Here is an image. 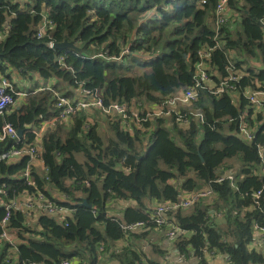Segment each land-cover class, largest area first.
Listing matches in <instances>:
<instances>
[{
	"label": "trees",
	"instance_id": "trees-1",
	"mask_svg": "<svg viewBox=\"0 0 264 264\" xmlns=\"http://www.w3.org/2000/svg\"><path fill=\"white\" fill-rule=\"evenodd\" d=\"M217 3L0 0V70L10 67L24 79L37 74L45 81H56L51 90H29L21 107H12L10 113L0 116V128L10 123L26 131L27 126L51 120L56 115V95L78 102L82 85L100 91L105 106L119 103L134 110L140 104L144 118L153 106L194 87L198 51L214 48L207 61L214 88L201 89L190 106L180 108L188 117L187 125L174 116L153 117L142 126L132 124L129 130L119 121L107 119L102 133L94 119L86 128L88 116L81 111L72 116L70 126L62 123L47 129L42 160L48 172L33 171L32 178L43 193L74 215L62 223L41 215V230H32L25 224V214L14 211L9 227L20 242L15 247L0 242V264H12V250L17 264H62L71 259L78 264H98L108 246L131 244L130 237L136 234L135 230L124 236L113 218L145 222L157 204L179 202L184 194L208 187L213 196L199 200L189 211L179 210L167 217L170 225L181 230L173 239L179 253L192 252L200 264H207V254L222 255L228 264H264V254L253 247L258 240L255 226L264 227V194L254 198L264 184V112L255 113L243 96L247 89L264 90V71L249 67L247 75L241 72L250 61L264 67V0H231L229 18H237L228 19L216 37ZM43 16L54 28L46 29L39 38ZM217 41L221 48H216ZM64 42L81 51L51 46ZM229 63L240 73V81L234 92L215 94L228 76ZM13 87L17 101L20 91ZM242 124L254 133L252 140L241 137ZM34 139V134H28L27 145ZM13 146L11 140L0 142V154ZM234 159L241 162L236 188L228 180L217 183L232 171L228 160ZM29 162V157L0 162V190L6 185V202L33 191L19 177ZM50 190L62 197L55 198ZM85 199L90 209L83 206ZM150 199L157 202L151 212ZM113 200L132 202L122 218L107 216ZM5 216L0 207V223ZM220 217L224 223L219 225L216 220ZM152 227L156 226L142 230ZM113 256L120 264H153L143 260L149 259L142 253L127 248Z\"/></svg>",
	"mask_w": 264,
	"mask_h": 264
},
{
	"label": "built area",
	"instance_id": "built-area-1",
	"mask_svg": "<svg viewBox=\"0 0 264 264\" xmlns=\"http://www.w3.org/2000/svg\"><path fill=\"white\" fill-rule=\"evenodd\" d=\"M207 0H203L205 4ZM231 0H218V3L215 7V32L216 37L219 35L220 30L228 23V19L231 9H230ZM42 25L40 26V32L38 37L41 38L46 29H53L54 24L48 19L47 16H43ZM262 30L264 34V22H262ZM217 39V38H216ZM52 48L54 45H51ZM222 45L217 41L216 48H221ZM214 48L210 49L207 52L201 50L198 51L197 55L200 60L195 65V85L194 87L189 88L186 91H183L175 96L168 98L161 106H157L155 110H152L147 113V116L142 118L140 113L139 104L137 109H130L126 105L119 103H113L109 106H105L102 99L101 93L98 90H89L83 87L80 89V94L82 98L78 102H73L68 98H65L61 95H56L54 109L56 110V115L47 122H44L39 128V133L35 130L33 125L27 126L26 131L24 130V136L21 138L18 135V129H16L12 124L5 123L0 128V142L11 140L14 141V146L7 152L0 154V162L13 163L18 162L24 157H29L30 162L26 168L19 175L20 178L25 179L28 186L33 188V191H24L18 199L6 202L5 197H7L6 185L2 186L0 190V207H3L6 211V216L0 223L2 233L0 234L1 242H7L11 246H16L11 238L9 233L10 218L12 213L22 212L25 214L26 219L33 218L36 212L41 215H48L55 218L60 223L66 221L68 218H72L74 211L63 207L58 204L53 198H50L45 193H43L36 185L32 178L33 169L32 161L34 159L42 160V151H43V137L47 129L55 128L58 124H65L66 126L71 125V118L77 112L83 111L88 116V121L86 122V128H88L93 122V116H95V111L98 110L106 119L117 120L120 122L122 127L131 129L132 124L136 126H142L144 122L150 119L152 116L155 117H176L178 122H181L183 125L188 124V117L185 114L181 113L180 108L190 106L199 96L201 89L213 90L214 85L211 82L209 69L210 66L207 63L210 62L212 58V52ZM99 57H104L103 54H99ZM227 78L223 79L220 82V85L217 87L215 94H222L226 91L229 93L234 92L236 85L240 81V73L236 70L234 64L229 63L227 67ZM49 89V88H46ZM51 90V89H49ZM247 90L243 92V96L251 104V107L255 111L264 112V90H255L250 91L247 94ZM14 87L12 82L6 77L0 78V116H4L6 113H10V109L15 106L16 100L13 98ZM19 96L25 97L26 94H19ZM157 110V111H156ZM156 111V112H155ZM200 120L203 121L202 116L198 115ZM34 134L35 136L40 135L42 137V142L39 144H30L27 145V135ZM240 135L243 139L250 141L254 138V133L248 129L244 124L241 125ZM25 143V144H24ZM24 144V146L17 148L18 145ZM43 161V160H42ZM262 171L264 173V158L262 164ZM48 170L44 169V173H47ZM228 180L233 188H236V177L233 171L229 172L227 176L220 177L216 180L217 183H222ZM88 184V183H87ZM89 185V184H88ZM264 194V184L262 188L254 194L255 199H259ZM213 196V191L211 188H207L200 192H194L189 194L187 198L173 203L167 204H157L151 216L145 222H136V223H125L118 218H113L120 225L124 236L132 231L138 229H145L147 226H156L161 227L166 224H169L167 217L179 210H186L194 206L196 202L201 199L209 198ZM65 196H63L64 198ZM56 198V197H55ZM29 221V220H27ZM27 225V222L25 223ZM255 230L258 232L261 243L264 245V227L255 226ZM181 232L177 226L171 225V228L167 232V236L170 240L173 241L174 238ZM205 253H208L205 251ZM190 255V254H189ZM189 255L180 254L174 264H186L189 259ZM207 256H214L213 254H207ZM62 264H74L73 259L64 260ZM149 264V263H143Z\"/></svg>",
	"mask_w": 264,
	"mask_h": 264
},
{
	"label": "crops",
	"instance_id": "crops-1",
	"mask_svg": "<svg viewBox=\"0 0 264 264\" xmlns=\"http://www.w3.org/2000/svg\"><path fill=\"white\" fill-rule=\"evenodd\" d=\"M4 38V37H2ZM2 65L0 64V67ZM249 67L257 68L259 70L262 65L258 64L257 62H248L245 65H243V68H241V72L244 75L246 74V70ZM254 70V69H253ZM6 77L9 78L10 81L14 84L17 91H20L21 94H29V90H34L36 88L39 89V91L44 90L45 88L51 89L55 84L56 81L50 80L45 81L41 79L37 74H32V76L28 79H24L20 73L17 71L11 69L10 67H7L6 70L1 71L0 70V78ZM214 84V83H213ZM247 94L250 93V89L246 91ZM27 96H19V99L16 101L15 107L19 108L21 107L25 101ZM43 123L38 124L35 126V130L39 133V128L42 126ZM28 128V127H27ZM42 142V137L40 135L35 136V139L33 141L34 144H39ZM32 143V144H33ZM28 145H26L27 147ZM261 154L264 156V149H262ZM32 169L34 172H37L39 174H42V171L44 169V163L41 159H34L32 161ZM49 190V189H48ZM50 193L56 197L61 198L62 196L59 194L58 191H52L50 190ZM184 199L188 197V195H183ZM156 201L153 199H150L147 201V204L149 205L150 209L149 212H151L155 205ZM132 205V202H125L124 204L120 203V206L116 204H112L110 202V205L108 206L111 211L110 213H107V216L109 218L113 217H119L122 218L124 215V211ZM35 216L33 218H28L27 225L31 227L32 230H41V227L39 225V218L40 213L36 212L34 214ZM216 222L220 225L224 223L223 218H217ZM171 228V225L168 224ZM146 232H148L146 235H144ZM167 230H161L160 227H152L150 230H136L135 235L130 237V243H116L113 246H108L105 251L106 253L103 254V257L101 255L100 262L103 264H120L118 260L113 256V253L120 252L123 248H127L130 250H136L139 253H142L145 255L149 260L144 258L145 261H150L153 264H174L179 256V251L174 244L172 240L168 238ZM9 233L11 235V238L15 245H17L20 241L17 236V232L15 230H12L9 228ZM140 234V235H138ZM1 242V240H0ZM131 246V247H130ZM130 247V248H128ZM257 250L258 249H264V245L261 243L260 238L258 236V240L253 245ZM74 264H78L77 259H73ZM86 261V260H85ZM207 264H228L226 258L222 255H214L206 257ZM14 262L17 264V258H15ZM13 263V262H12ZM186 264H200V261L196 259L194 256H192V252H190L188 262Z\"/></svg>",
	"mask_w": 264,
	"mask_h": 264
},
{
	"label": "rangeland",
	"instance_id": "rangeland-1",
	"mask_svg": "<svg viewBox=\"0 0 264 264\" xmlns=\"http://www.w3.org/2000/svg\"><path fill=\"white\" fill-rule=\"evenodd\" d=\"M233 13V11H231L230 12V14H232ZM237 18V17H236ZM235 17H232L231 19H236ZM229 25H231V26H235L236 25V23H229ZM13 108H15V106L13 107ZM152 110H155L156 109V107H152L151 108ZM157 111V110H156ZM155 111V112H156ZM153 117H155V116H152L151 118H153ZM161 118H168V117H166V116H161ZM93 119H94V121L96 122H98V123H100V125H101V127H100V132H102V133H104V131L106 130V125H104V124H106V122H107V119L106 118H104L103 116H101L99 113H96L95 112V116H93ZM103 124V125H102ZM202 139H203V135H202V132H200V135H199V142H201L202 141ZM228 165L229 166H231L232 167V171L235 173V176H236V174H237V172L240 170V167H241V162L238 160V159H234V160H228ZM111 203L112 204H116V205H118V206H120V203H122V204H124L125 202L124 201H115V200H113V201H111ZM110 205V203L108 204V206ZM107 206V213H110V211H111V209L109 208ZM191 209V208H190ZM185 211H189V209H187V210H185ZM160 229L161 230H169L170 229V226L168 225V224H166V225H164V226H161L160 227ZM255 235H256V238H258V232L255 230ZM259 251H261L263 254H264V249H258ZM11 252H13V254H12V256H11V259H12V261H13V263L12 264H16V262H14V260H15V258H17L16 256H17V254L15 253L16 251L15 250H12ZM207 257H209V256H207ZM98 264H103L102 262H99Z\"/></svg>",
	"mask_w": 264,
	"mask_h": 264
},
{
	"label": "water",
	"instance_id": "water-1",
	"mask_svg": "<svg viewBox=\"0 0 264 264\" xmlns=\"http://www.w3.org/2000/svg\"><path fill=\"white\" fill-rule=\"evenodd\" d=\"M53 48L55 50H65V49L71 48L78 52L81 51L78 47H76L73 43H70V42H64L62 44L54 45ZM259 70L264 71V67L262 66ZM18 135L22 138L24 136V130L18 129ZM83 206L88 209L92 207L86 199L83 201Z\"/></svg>",
	"mask_w": 264,
	"mask_h": 264
}]
</instances>
